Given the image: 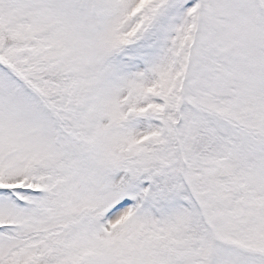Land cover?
Returning a JSON list of instances; mask_svg holds the SVG:
<instances>
[{
	"label": "snow or ice",
	"instance_id": "6c2138e0",
	"mask_svg": "<svg viewBox=\"0 0 264 264\" xmlns=\"http://www.w3.org/2000/svg\"><path fill=\"white\" fill-rule=\"evenodd\" d=\"M0 264H264V0H0Z\"/></svg>",
	"mask_w": 264,
	"mask_h": 264
}]
</instances>
